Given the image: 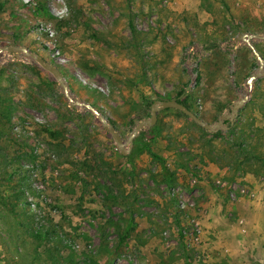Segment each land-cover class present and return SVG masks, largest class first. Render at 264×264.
Masks as SVG:
<instances>
[{
    "label": "rangeland",
    "instance_id": "374dc122",
    "mask_svg": "<svg viewBox=\"0 0 264 264\" xmlns=\"http://www.w3.org/2000/svg\"><path fill=\"white\" fill-rule=\"evenodd\" d=\"M249 33L264 35V0H0V49L40 55L96 110L71 107L23 52H0V188L48 231L25 233L23 214L1 209L0 264H230L227 246L264 264V67L236 39ZM251 43L264 58V39ZM245 96L221 138L158 111L153 149L171 179L147 153L128 160L97 115L126 142L151 116L146 99L186 98L215 124Z\"/></svg>",
    "mask_w": 264,
    "mask_h": 264
},
{
    "label": "water",
    "instance_id": "95a60500",
    "mask_svg": "<svg viewBox=\"0 0 264 264\" xmlns=\"http://www.w3.org/2000/svg\"><path fill=\"white\" fill-rule=\"evenodd\" d=\"M253 38L264 39V35H260V34H256V33H249V34H239L236 37L237 40H243L244 42H246L251 47V49L254 51V53L257 57V60L259 61L261 69H262L264 67V58L257 52V50L252 45L251 41ZM4 50L23 52L26 56H29L30 58L34 59L42 68H44L45 70L50 72L54 76V78L59 82V84L61 85V88H62L64 94L67 96V98L70 101L71 107L84 106V107H88V108L92 109L93 111H96L88 103H81L80 101L73 100L69 94L68 85L66 84V81H65L60 69L58 67H56L55 65L47 62L40 55H38L34 52L28 51V49L25 47H21V46H17V45L2 47L0 49V52L4 51ZM260 75H261L260 72L256 73L255 75H253L252 77L249 78V82L252 83V81L255 78L259 77ZM247 99H248V96H245L243 98L238 99L236 102H233L229 106L231 113L221 115L219 117V120L215 124H209V123L205 122L197 113L188 109L185 105L180 103L177 99L155 100L151 104V108H150L151 116H150V118L145 119L143 121H140L133 128V130L129 134L126 142L123 141L120 133L116 130V128L112 125V123L104 117V115H102L100 113H97V115H98V118L100 119V121L102 122V125L105 128V130L111 134V136H112L113 140L115 141L118 149L122 153H129L132 149L133 141H134L135 137H137L140 134V132L143 131L145 128L151 127L152 125H154L157 122V113L160 110L168 109V108L176 109V110L182 112L184 115H186L188 118H190L192 121H194L196 124H198L202 128L209 130L211 132H216V131H218L224 127V119L230 118L231 122L234 121V119L238 113L239 108L243 105V103ZM127 145L129 146L128 149L125 148Z\"/></svg>",
    "mask_w": 264,
    "mask_h": 264
},
{
    "label": "trees",
    "instance_id": "16d2710c",
    "mask_svg": "<svg viewBox=\"0 0 264 264\" xmlns=\"http://www.w3.org/2000/svg\"><path fill=\"white\" fill-rule=\"evenodd\" d=\"M40 10L42 12H44L47 16L52 17V13L47 9V7H45V6L41 7L40 6ZM182 91H183V89H181L179 91L178 96L181 95ZM158 97H160V96H158ZM161 99H167V98H161ZM178 101L180 103H182L183 105H185L188 109L193 111L191 105L187 102L186 98L178 99ZM146 102H147V107L149 108L150 105L154 102V100L146 99ZM0 122H1V114H0ZM228 127H229L228 132H230V133L239 134V132L240 133L242 132L241 130L240 131L237 130L238 122L234 123V124L229 122ZM157 128L158 127L156 124L153 127L149 128L147 131H141L140 134L137 137H135V139L133 141L132 149L127 154V159L130 160L131 162H133L135 157L139 156L142 153H147L149 156H151L153 159L157 160L160 163V167L162 169L163 175L165 177H167L168 179H171L173 177V173L165 164L164 157L158 155L153 149V143H155L157 140ZM200 129H201V131H205L202 128H200ZM211 135L214 138L224 137V133L221 130H218V131L212 133ZM239 138L243 139L242 135H240ZM240 144H242V143H240ZM247 155H248L246 157L247 159L255 158V159L263 160V158L260 157L259 155H252L251 153H247ZM243 167H244V162L239 161L238 168L243 169ZM7 189L9 192L11 191L10 195L7 194L6 189L4 190V189L0 188V210L5 209V210H7V213L21 212L23 214V219L20 221L22 230L25 233H28L32 236H36L37 238H41V240L46 239L47 235H48V231H44V232H42V234H37V235L31 231L32 222L30 221V218L27 217L26 209L24 207L20 206L19 196L17 195L16 187L9 186V187H7ZM7 195L10 197H8ZM24 220H26V221H24ZM130 230H131V226L128 225L124 234L121 236L122 241L129 235Z\"/></svg>",
    "mask_w": 264,
    "mask_h": 264
},
{
    "label": "crops",
    "instance_id": "0c3cea01",
    "mask_svg": "<svg viewBox=\"0 0 264 264\" xmlns=\"http://www.w3.org/2000/svg\"><path fill=\"white\" fill-rule=\"evenodd\" d=\"M248 176L251 177V175H248ZM248 176L246 177V179H251ZM260 204H261V202H256L254 204L255 207L250 208V209L248 208V210H253L255 208H258ZM252 215L254 216L255 213H253ZM259 217H260V214H259ZM259 230H261V229H259ZM245 250L246 249H240V248L235 249L231 246H227L225 249V251H227V253L222 254V256H224V258H226L230 264H245V263H243V260H244L243 254H244ZM232 254L235 256L234 259L230 258V256H232Z\"/></svg>",
    "mask_w": 264,
    "mask_h": 264
}]
</instances>
